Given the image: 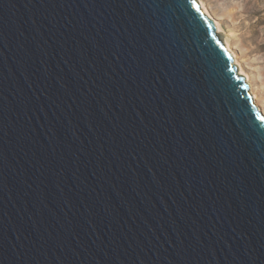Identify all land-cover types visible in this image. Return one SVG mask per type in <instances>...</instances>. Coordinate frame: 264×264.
<instances>
[{"label":"water","instance_id":"95a60500","mask_svg":"<svg viewBox=\"0 0 264 264\" xmlns=\"http://www.w3.org/2000/svg\"><path fill=\"white\" fill-rule=\"evenodd\" d=\"M0 264H264V113L199 0H0Z\"/></svg>","mask_w":264,"mask_h":264},{"label":"rangeland","instance_id":"374dc122","mask_svg":"<svg viewBox=\"0 0 264 264\" xmlns=\"http://www.w3.org/2000/svg\"><path fill=\"white\" fill-rule=\"evenodd\" d=\"M230 36L264 107V0H204Z\"/></svg>","mask_w":264,"mask_h":264},{"label":"bare ground","instance_id":"6f19581e","mask_svg":"<svg viewBox=\"0 0 264 264\" xmlns=\"http://www.w3.org/2000/svg\"><path fill=\"white\" fill-rule=\"evenodd\" d=\"M202 6V9L205 11L206 14H208V16H210V18H212V20L214 21L216 28L218 30L223 31V27L222 24L220 22V20L218 18H216L211 11L209 10L208 6L206 5V3L204 2V0H199ZM224 40L228 46V48L232 51L233 56H234V61L235 63L238 65L240 71L242 74H244L246 76V78L248 79L249 83H250V88L252 91V94H254V100L256 102V104L260 107L261 111L264 113V107H262L261 103H260V97L256 91V87L253 86L252 84V78L250 76V74L244 69V67L242 66V63L239 59L238 53L236 52V50L234 49V46L230 40V36L228 34H224Z\"/></svg>","mask_w":264,"mask_h":264}]
</instances>
